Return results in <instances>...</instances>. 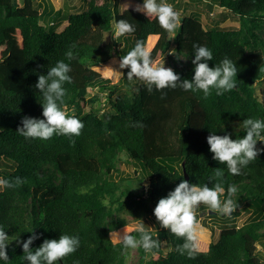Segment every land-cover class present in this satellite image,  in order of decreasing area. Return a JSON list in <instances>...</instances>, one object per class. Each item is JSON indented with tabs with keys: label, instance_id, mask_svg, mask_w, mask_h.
I'll return each instance as SVG.
<instances>
[{
	"label": "trees",
	"instance_id": "trees-1",
	"mask_svg": "<svg viewBox=\"0 0 264 264\" xmlns=\"http://www.w3.org/2000/svg\"><path fill=\"white\" fill-rule=\"evenodd\" d=\"M170 1L179 6L178 0ZM85 2L83 11L70 12L56 10L50 0H0V174L4 179L26 180L17 188L0 189V226L10 239L21 241L8 243L9 259H0V264H28L21 245L34 233L38 238L30 245L33 249L61 234L78 236V249L57 264H125L132 248L116 243L118 233L131 229L123 213L154 216L158 200L182 179L212 187L215 181L209 177L217 167L224 171L222 201L228 198L230 185L237 188L231 196L236 210L224 216L235 219L248 211L255 216L240 226L225 223L215 242L198 239L195 259L180 255L176 247L183 240L156 220L154 229H145L153 238L157 234L159 247L150 253L137 247V264H264L256 247L264 238V151L234 176L212 158L206 139L213 133L241 138L244 119L264 121V86L259 97L254 89L256 82L264 83V0H187L173 33L142 12L119 11L118 0ZM197 5L208 15L222 8L225 12L217 20L232 13L240 27L220 28L211 16L215 24L205 26ZM119 19L131 23L135 32L106 41L105 34L112 33ZM62 20L67 24L57 31ZM150 35L157 36L151 48L154 62L166 55L175 61L180 56L189 60L188 66L172 68L182 80H191L194 74L195 43L212 51L209 67L225 57L235 63L236 86L219 96L213 89L204 98L201 91L180 88L161 92L153 86L148 92L138 80L132 92L117 93L119 80L102 81L93 66L114 53L125 55L137 40L146 46ZM70 48L75 59L68 61L65 53ZM61 60L70 65L72 78L63 85L66 95L61 107L83 122L81 134L54 135L47 141L25 139L16 131L22 118L43 119V96L35 87L38 76ZM124 69L129 87L132 80ZM96 81L110 102L106 114L99 112V95L88 92ZM260 142L256 147L264 149ZM123 160L133 166L132 174L124 177L117 166ZM207 208L203 204L197 208V221L202 210L207 215ZM131 234L139 238L135 231Z\"/></svg>",
	"mask_w": 264,
	"mask_h": 264
},
{
	"label": "clouds",
	"instance_id": "clouds-1",
	"mask_svg": "<svg viewBox=\"0 0 264 264\" xmlns=\"http://www.w3.org/2000/svg\"><path fill=\"white\" fill-rule=\"evenodd\" d=\"M134 10L142 12L148 18L156 19L159 26L168 33L175 32L180 26L179 14L166 0H160L159 3L157 0H143V3L137 4ZM133 32L135 28L131 23L125 19H119L113 25L112 36L118 41L121 36ZM172 38L175 36L170 37ZM193 48L195 50L192 59L194 74L191 80H182L173 69L165 67L163 63L154 62L151 57L152 50L146 48L140 40H137L134 47L120 57L119 67L130 69L127 78L142 81L148 92H152L153 86L161 92L166 88H180L184 91H201L204 98H207L212 94L213 89L218 96L231 91L236 86L234 78L238 71L235 63L225 57L219 64L209 67L207 61L213 60L212 51L195 43ZM65 57L68 61L75 59L71 48L65 53ZM70 72V65L61 60L49 68L46 74L38 76L35 87L43 96V102H41L43 119L23 117L22 126L16 129L19 135L25 139L47 141L54 135L71 137L81 134L84 127L83 122L74 114L69 115L61 107L66 95L63 85L72 81ZM242 126L245 134L241 138L232 139L228 134L216 135L214 133L206 138L209 151L213 154L212 158L226 165L229 173L234 176L240 175L242 168L256 160L264 151L256 147L258 140L264 143V135H262L264 121L246 118ZM223 175V169L218 167L214 169L213 175L209 177V180L215 181L212 187L206 183L201 186L182 179L173 190L156 203L153 214L161 227L168 229L171 234L183 240V243L176 247L180 255H187L190 259L196 257L198 252L196 209L201 204L223 215H230L236 210L237 205L231 199V196L237 192L235 185L228 187L227 199L222 201L220 198L224 194V188L221 186ZM25 182L26 180L20 177L0 178V189L17 188ZM132 231L138 233L139 238L132 235ZM37 238L38 235L34 233L22 242L24 260L28 264H57V261L73 254L80 244L78 236L61 234L58 239H45L39 247L33 249L30 245ZM13 239H16L18 244L21 243L17 237L10 239L4 227L0 226V259H9L6 246ZM116 243L122 244L126 249L142 247L146 253L159 247L157 234L156 238H153V235L145 229L143 222L136 224L134 229H126L122 234L118 233Z\"/></svg>",
	"mask_w": 264,
	"mask_h": 264
},
{
	"label": "rangeland",
	"instance_id": "rangeland-1",
	"mask_svg": "<svg viewBox=\"0 0 264 264\" xmlns=\"http://www.w3.org/2000/svg\"><path fill=\"white\" fill-rule=\"evenodd\" d=\"M14 1L18 2V0H14ZM37 1H39V0H36V2ZM50 1L52 2L53 7L56 10L61 8V9H69L70 12H80L86 8L85 0H50ZM157 2L159 3L160 0H157ZM166 2L171 4L173 6V8L175 9V11L179 14L182 7L185 6V2H187V0H178V2H177V4L179 5L178 7H176L175 2L173 3L170 0H166ZM142 3H143V0H118L117 8L119 11H123L126 8L134 9L137 4H142ZM65 4H67L68 8L65 7ZM189 10H187L186 12H188ZM196 10L198 12H200L201 21L205 26H207L208 24H210V25L215 24L214 21L209 20V16H211V17H213L214 20H216V22H217L216 24H218V26L220 28L238 29L240 27V21H239L238 17L235 15H232V13L226 14V17L223 18V20H217L216 19L220 16L221 12L222 13L225 12L222 8L214 9L212 12H210V15H208L209 13L207 12V9H203L199 6H198V9H196ZM65 25H66V20H62L61 23L56 27V30L57 31L62 30L65 27ZM263 33H264V31H263ZM156 39H157L156 35H150L148 37V41H147V44L145 47L151 49L153 47ZM105 40L106 41L114 40L112 33H106L105 34ZM120 44L121 45H117V44L115 45L114 49H116V51L118 50L119 47L120 48L122 47V43H120ZM171 54H173V53H171ZM119 60H120V57H118L117 54L114 53V56L112 58L106 60L105 62H102V63H99V64L93 66V68L96 69L97 71H99L101 78H102L101 80L108 83V84L115 83L119 80L117 93H122L125 91L126 92H128V91L132 92L137 87L138 79L133 78L132 81L130 82L129 87H128L124 81L125 69H121L119 67ZM177 60L178 61L172 60L169 55H166L158 63H163L165 67H169L171 69L173 67H181V66L185 67V66H188V64H189V60L184 56H180ZM128 70H130V69H128ZM100 84H101V82H98V81H96L95 83H91L88 86V92H89V94H95L96 93L99 95L100 100H99V103L97 104V106L99 107V112L101 114H106V113L110 112V110H111L110 102L106 99V93L99 88ZM263 86H264V83L261 81H258L254 84L255 94L258 97L260 95L259 91ZM259 145H260V147L264 148V143L260 142ZM117 166H118V169L121 171L120 176L124 177V176L132 174L133 166L129 163H126L124 160L117 162ZM0 168H1V166H0ZM142 168L143 167H141V166L139 167V169H138L139 172L143 171ZM141 176H142V174L138 175V177H141ZM0 178H1V174H0ZM134 184H135V182H134ZM245 191H247V189ZM196 210H198V209H196ZM202 212H204V211L202 210L199 213L200 217L197 221L198 239L206 241V242L217 241L219 238L220 227H222V225H224L225 223L235 222L236 225L240 226L241 224L251 220L255 216V213H251L248 211V212H242L241 215H239L238 217L236 216L235 219H233V218L228 217V216L225 217L224 215L217 213V212H216V214H212V212L211 213L209 212L208 208L206 209V212H207V215L208 214L211 215L210 217H207V215L205 213L201 214ZM123 215L127 218L128 226L131 229H133L136 224L142 223V222L144 223V227H147L150 229L155 228L156 219L153 215L142 214L139 217H133L132 215H130L128 213H123ZM163 247L165 250L167 249L166 245H163ZM256 247H257L258 255L262 259H264V239L263 238H261L257 242ZM137 258H138L137 249L136 248L132 249L130 256L127 259V262L125 264H137Z\"/></svg>",
	"mask_w": 264,
	"mask_h": 264
},
{
	"label": "water",
	"instance_id": "water-1",
	"mask_svg": "<svg viewBox=\"0 0 264 264\" xmlns=\"http://www.w3.org/2000/svg\"><path fill=\"white\" fill-rule=\"evenodd\" d=\"M187 177V176H186ZM188 178V177H187ZM209 212L211 213V212H213V211H211V210H209ZM201 214H203V212L201 213ZM223 215V214H222Z\"/></svg>",
	"mask_w": 264,
	"mask_h": 264
},
{
	"label": "crops",
	"instance_id": "crops-1",
	"mask_svg": "<svg viewBox=\"0 0 264 264\" xmlns=\"http://www.w3.org/2000/svg\"><path fill=\"white\" fill-rule=\"evenodd\" d=\"M66 24H67V20H66ZM264 239V238H263Z\"/></svg>",
	"mask_w": 264,
	"mask_h": 264
}]
</instances>
